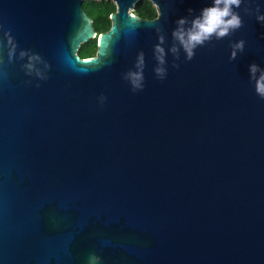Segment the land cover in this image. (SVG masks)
Here are the masks:
<instances>
[{
  "label": "water",
  "instance_id": "water-1",
  "mask_svg": "<svg viewBox=\"0 0 264 264\" xmlns=\"http://www.w3.org/2000/svg\"><path fill=\"white\" fill-rule=\"evenodd\" d=\"M84 1L0 0V264H264V99L248 79L264 68L259 0L191 60L169 51L175 21L211 0H149L152 20L131 12L140 0H109L100 34ZM141 60L133 92L123 74Z\"/></svg>",
  "mask_w": 264,
  "mask_h": 264
},
{
  "label": "clouds",
  "instance_id": "clouds-1",
  "mask_svg": "<svg viewBox=\"0 0 264 264\" xmlns=\"http://www.w3.org/2000/svg\"><path fill=\"white\" fill-rule=\"evenodd\" d=\"M241 3L242 0H211V3L201 8L198 15L194 16L191 21H188L186 17L177 18L175 21L176 28L173 29L172 36L179 47L174 45L169 51L175 54L176 60H179L181 51L184 53L185 60H191L194 55V50L198 46H202L213 37L220 39L239 29L242 20L236 9L239 8ZM259 4H264V0H259L257 4L255 19L258 23H264V12L260 11ZM191 11L189 9V12ZM159 39L162 42L163 37H159ZM244 45L245 41L243 39L237 40L234 43L230 42L231 51L229 59H235L238 52L242 53L244 51ZM140 55L142 57L143 54L141 53ZM154 55L157 64L153 68V72L156 74L157 79L163 80L167 72L165 67L167 53L161 47V44L155 46ZM173 67H179V65L173 63ZM137 69L134 74H123L125 80H129L130 75L134 76L130 80V89L133 92L139 91L144 87V66L142 60L137 65ZM248 79L253 84L255 93L261 99H264V68H260L255 63L249 64ZM105 99L106 97L101 93L97 101L102 105ZM86 264H100V257L95 253H90Z\"/></svg>",
  "mask_w": 264,
  "mask_h": 264
},
{
  "label": "trees",
  "instance_id": "trees-1",
  "mask_svg": "<svg viewBox=\"0 0 264 264\" xmlns=\"http://www.w3.org/2000/svg\"><path fill=\"white\" fill-rule=\"evenodd\" d=\"M83 9L92 19L98 34L107 32L111 27L110 16L116 11V6L109 0H85ZM135 15L145 19H155L157 10L149 0H140L135 8ZM97 52V40H92L80 48L79 56L82 59L91 58Z\"/></svg>",
  "mask_w": 264,
  "mask_h": 264
},
{
  "label": "rangeland",
  "instance_id": "rangeland-1",
  "mask_svg": "<svg viewBox=\"0 0 264 264\" xmlns=\"http://www.w3.org/2000/svg\"><path fill=\"white\" fill-rule=\"evenodd\" d=\"M135 13V10L133 11V14Z\"/></svg>",
  "mask_w": 264,
  "mask_h": 264
},
{
  "label": "flooded vegetation",
  "instance_id": "flooded-vegetation-1",
  "mask_svg": "<svg viewBox=\"0 0 264 264\" xmlns=\"http://www.w3.org/2000/svg\"><path fill=\"white\" fill-rule=\"evenodd\" d=\"M95 55H96V53L94 54V56H95ZM94 56H93V57H94Z\"/></svg>",
  "mask_w": 264,
  "mask_h": 264
},
{
  "label": "built area",
  "instance_id": "built-area-1",
  "mask_svg": "<svg viewBox=\"0 0 264 264\" xmlns=\"http://www.w3.org/2000/svg\"><path fill=\"white\" fill-rule=\"evenodd\" d=\"M133 13V11H131Z\"/></svg>",
  "mask_w": 264,
  "mask_h": 264
}]
</instances>
